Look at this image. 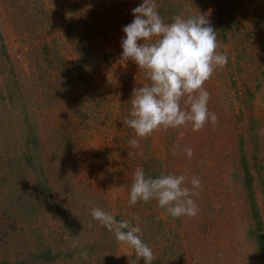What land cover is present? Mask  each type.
Here are the masks:
<instances>
[{"label": "rangeland", "instance_id": "rangeland-1", "mask_svg": "<svg viewBox=\"0 0 264 264\" xmlns=\"http://www.w3.org/2000/svg\"><path fill=\"white\" fill-rule=\"evenodd\" d=\"M142 3L0 0V264L48 246L60 253L49 264H145L92 220V207L138 223L153 264H264L241 162L244 154L264 213V0H155L165 23L204 14L228 63L204 85L215 126L145 139L122 122L133 89L150 83L135 62L121 61L122 29ZM137 167L146 177H198V215L173 218L155 199L129 206Z\"/></svg>", "mask_w": 264, "mask_h": 264}, {"label": "clouds", "instance_id": "clouds-1", "mask_svg": "<svg viewBox=\"0 0 264 264\" xmlns=\"http://www.w3.org/2000/svg\"><path fill=\"white\" fill-rule=\"evenodd\" d=\"M132 14L134 20L122 29L126 35L121 39V61L135 62L145 71L150 83L133 89L131 109L123 124L133 129L139 139L161 129L190 126L197 132L208 123L215 126L218 117L208 108L211 94L204 85L217 68L227 65L228 56L217 51V32L210 21L199 12L186 17L176 15L172 22L165 23L155 0H143L132 9ZM258 134L264 136V128L258 129ZM139 139L129 140V146L138 149ZM179 149L180 145L175 144L170 152L176 156ZM182 151L189 160L194 155L190 147ZM201 186L196 176L190 180L185 174L175 173L146 177L144 169L137 167L128 203L134 206L155 199L173 218L195 217L199 208L193 196L199 195L195 190ZM90 214L93 221L114 234L119 244L134 249L137 258H143L145 264H153V250L143 242L138 223L134 226L127 220L117 222L110 212L99 207H92ZM78 246L79 241L73 240L72 247ZM80 255L87 259L86 250Z\"/></svg>", "mask_w": 264, "mask_h": 264}, {"label": "trees", "instance_id": "trees-1", "mask_svg": "<svg viewBox=\"0 0 264 264\" xmlns=\"http://www.w3.org/2000/svg\"><path fill=\"white\" fill-rule=\"evenodd\" d=\"M30 142L36 144L37 141L31 140ZM241 151H243V148H241ZM241 162L243 164L244 172H245V182L244 186L246 188V199L249 206V212H250V219L253 223V228L251 229L254 241L256 242V245L259 249V251L263 254L264 258V213L261 210L260 204L257 201V195L256 191L254 189L253 185V179L254 176L250 170L249 163L247 162V159L245 155H242ZM260 186L264 198V179L260 180ZM53 200V199H52ZM54 201V200H53ZM53 201H51V205L53 204ZM60 253L53 252L52 248L50 246L45 247V249L41 252L35 253L30 255H26V259H21L19 261H12L10 259H2L1 264H29V263H50L59 256Z\"/></svg>", "mask_w": 264, "mask_h": 264}]
</instances>
